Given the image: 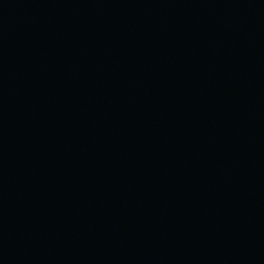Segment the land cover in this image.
<instances>
[{
	"label": "water",
	"instance_id": "1",
	"mask_svg": "<svg viewBox=\"0 0 264 264\" xmlns=\"http://www.w3.org/2000/svg\"><path fill=\"white\" fill-rule=\"evenodd\" d=\"M0 264H264V0H0Z\"/></svg>",
	"mask_w": 264,
	"mask_h": 264
}]
</instances>
